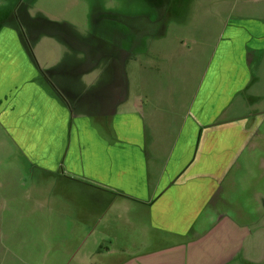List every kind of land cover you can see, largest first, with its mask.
<instances>
[{"label": "rangeland", "instance_id": "rangeland-1", "mask_svg": "<svg viewBox=\"0 0 264 264\" xmlns=\"http://www.w3.org/2000/svg\"><path fill=\"white\" fill-rule=\"evenodd\" d=\"M169 1L170 4L177 2L179 6L166 19L169 22L166 37L140 39L138 35L132 44L122 37V44L118 45L115 40L124 34H112V26L127 33L129 24L103 18L101 13L114 11L119 15L139 16L150 12L155 18L153 7L146 0H0V23H13L0 34V53H10L9 58L0 56V83H4L5 96L15 98L23 80L33 81L36 75L44 79L43 73L54 80L64 95L63 88L75 90L86 86L108 98L121 86L129 99L122 103L120 111L127 112L129 107L145 104L147 108L143 112L147 109L145 112L153 116L151 123L146 121L150 141V151L147 148L146 151L155 156L157 163L152 169L158 168L160 172L176 138L175 128L170 127L178 125L175 119L168 127L160 118L181 114L188 106L193 89L202 81L227 24L233 27L237 23L244 26L252 23L250 27L256 28V36L264 37V0ZM23 10L41 20L37 31L24 27ZM132 23L142 32L149 26L142 17ZM56 25L70 26L75 40H68L66 29ZM112 41L115 42L113 45L110 44ZM258 44L264 45V38ZM252 56L259 59L251 65L254 85L246 99L238 95L222 120L254 118L252 121L259 127V137H254L243 149L238 164L227 176V183L232 182V186L222 194L224 200L218 204V212L209 210L213 220L218 218L219 212H225L237 222L249 225L264 221V48L254 50ZM260 60H263L262 64ZM116 78L121 81L117 82ZM178 94L180 104L174 101ZM1 95L2 90L0 106L6 99ZM92 96H87L89 101ZM161 97H170L173 101L169 99L159 104L156 100L160 101ZM18 100L11 101L13 108L20 103ZM75 104H72L74 109ZM12 113L11 106L4 113L0 112V239L3 255L9 260L15 257L10 264H80L79 258L71 256L80 255L85 245L78 247L68 243V239L73 223L80 215L78 203L86 204L85 210L91 208L89 193L80 190L76 182H69L72 175L65 168L49 177L26 166L25 157L15 145L19 133L7 120L8 114ZM26 116H30L29 126H34L33 112H26ZM155 116L159 122L155 121L153 125ZM129 206L132 215H135L134 211L139 213L134 216V221H141L147 227L150 223L155 226L147 205L122 197L120 210H127ZM101 214L102 210L97 213L98 216ZM101 219L99 217L95 222L99 230L103 228L101 224L105 218L99 223ZM153 229L150 235L155 237L158 231ZM136 237L133 242L131 239ZM140 239V232L130 240L116 237L114 247L121 251L117 260L126 253V256H136L140 250H146L142 245L146 241ZM104 245L109 247V244ZM107 252V248H102V253ZM112 258L114 260L116 256Z\"/></svg>", "mask_w": 264, "mask_h": 264}, {"label": "crops", "instance_id": "crops-1", "mask_svg": "<svg viewBox=\"0 0 264 264\" xmlns=\"http://www.w3.org/2000/svg\"><path fill=\"white\" fill-rule=\"evenodd\" d=\"M178 6L168 1V16L149 31L134 33V39L138 35L140 39L166 37V19ZM227 25L188 106L181 114L160 118L168 127L175 119L178 124L170 127L175 128L176 138L160 172L152 169L157 162L153 153L146 151H150L146 121L151 123L153 116L145 112L147 109L143 112L145 104L120 111L129 99L121 86L108 98L86 86L63 88L76 92V97L70 98L58 85L25 79L15 98L8 99L4 83H0L1 98H6L0 112L12 107L14 113L8 114L7 120L19 133L15 145L25 157L26 166L49 177L65 168L72 175L69 182H76L80 190L89 193L91 208L85 210L88 206L78 203L80 215L68 239L78 247L85 245L80 255L71 256L79 258L80 264H264V222L242 224L225 212H219L213 220L209 212H218L222 194L232 186L227 176L238 164L243 149L259 137L254 118L222 119L239 94L243 100L248 97L254 85L251 65L259 61L252 52L264 48L258 44L264 37L256 36L252 23ZM9 55L8 51L0 53L1 57ZM90 94L91 101L87 97ZM178 95L174 101L180 104ZM169 99L173 101L170 97L156 101L161 104ZM14 100L20 102L15 108L11 103ZM28 111L33 112L32 127ZM155 121L159 122L156 116L153 125ZM122 197L147 205L155 226L134 221L139 213L134 211L132 215L131 206L120 210ZM99 217L105 218L100 230L95 223ZM109 225L112 229L105 232ZM153 227L158 231L155 237L150 235ZM138 232L147 249L136 256H126L125 250L122 254L126 255L117 260L121 251L114 247L116 237L130 240ZM0 244V264L12 263L15 257L9 260L3 255L2 239ZM102 248L108 252L102 253Z\"/></svg>", "mask_w": 264, "mask_h": 264}, {"label": "flooded vegetation", "instance_id": "flooded-vegetation-1", "mask_svg": "<svg viewBox=\"0 0 264 264\" xmlns=\"http://www.w3.org/2000/svg\"><path fill=\"white\" fill-rule=\"evenodd\" d=\"M168 1L169 0H146V2H148V4L153 7V12H154V14L157 15V16L155 15V18H153L151 16V13L150 12L148 14L139 15V16L133 15V14H129V15H127V14L119 15L118 13H116L114 11H104L101 14H102L103 18L104 17H110V18L116 19L117 21H123V23L129 24V31H127V33L124 32V31L123 32L122 31H119V29H117L118 28L117 26H115V27L112 26V32L111 33L112 34L118 33V35L121 34V33L124 34L123 36L119 35L121 39H118L119 41L118 40H115L116 44L117 43H118V45L122 44V41L121 40L123 38H127L128 39V42L130 44H132L133 41H134L133 40L134 37L131 39V35L134 36L133 33L142 32L141 30H138L135 27H133V25H132L133 23L132 22L135 21L136 19L142 17L144 19V21H147L149 23L148 28H146L144 32H146L150 28H153L154 25H157L158 23L162 22L167 17L168 10H167L166 6H167V2ZM40 21L41 20H37V19L31 17L26 10H23L22 22H23L24 27H26V29H28V30L29 29H32V32L33 31H37L38 25L40 26V24H39ZM18 24L20 25V23H18ZM12 25H13V23L1 22L0 23V34H2V33L5 32V30H4L5 27L12 26ZM56 27H58L60 29L65 28L66 29V34L65 35L66 36L68 35L67 36L68 40H75L74 39V36H73V32L71 31L70 26L69 27H65V26H61V25H56ZM115 42L112 41L110 44L113 45ZM103 44H105V43H103ZM35 66H37V65L35 64ZM39 73H40V76H41V70H39ZM43 76L45 77L44 79L43 78L41 79V77H39L38 75H37V77L35 79H38V80L43 81L45 83H53L54 84V80L51 77L49 78L45 73H43ZM119 77L122 78V76H120V75H119ZM115 80L117 82L121 81L118 78H116ZM122 80H123V78H122ZM64 93H65L66 96H68L70 98L76 97L75 95L72 94V92H70L68 90L67 91L64 90Z\"/></svg>", "mask_w": 264, "mask_h": 264}]
</instances>
